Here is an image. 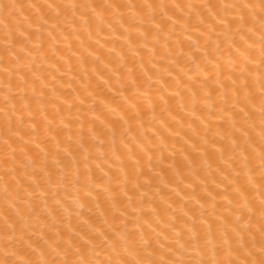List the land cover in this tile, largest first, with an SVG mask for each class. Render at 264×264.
<instances>
[{
	"label": "bare ground",
	"instance_id": "6f19581e",
	"mask_svg": "<svg viewBox=\"0 0 264 264\" xmlns=\"http://www.w3.org/2000/svg\"><path fill=\"white\" fill-rule=\"evenodd\" d=\"M261 3L0 0V264L259 258Z\"/></svg>",
	"mask_w": 264,
	"mask_h": 264
},
{
	"label": "snow or ice",
	"instance_id": "6c2138e0",
	"mask_svg": "<svg viewBox=\"0 0 264 264\" xmlns=\"http://www.w3.org/2000/svg\"><path fill=\"white\" fill-rule=\"evenodd\" d=\"M245 7H252V5H245ZM258 7L260 8L261 12H264V3H261L260 5H258ZM259 64L264 65V47L261 48V58L259 60ZM241 71L243 73V69ZM244 87H247V85H244ZM260 94H261L260 115L262 117L261 123H262V125H264V85L261 86V93ZM259 154H260V159H261V168H264V147L261 148ZM262 179H264V176H262ZM262 205H264V201H262ZM261 215H262V218H264V207H262ZM224 243H227L226 238L224 240ZM180 248L184 249L185 245H180ZM219 251H220V249H214V252H219ZM229 255H230V253H229ZM65 264H66V262H65ZM80 264H85V262L81 261ZM109 264H111V261H109ZM160 264H165L163 259L160 261ZM169 264H194V262L191 259H189L186 262L183 260H181V261H170ZM195 264H210V262L207 260L201 259L199 261H196ZM211 264H236V261L228 260L227 262H225V261L215 259V257H214L213 260L211 261ZM251 264H264V245H262L260 248L259 258L253 259L251 261Z\"/></svg>",
	"mask_w": 264,
	"mask_h": 264
}]
</instances>
